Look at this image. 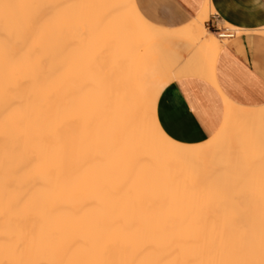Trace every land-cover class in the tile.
Listing matches in <instances>:
<instances>
[{
	"label": "bare ground",
	"instance_id": "1",
	"mask_svg": "<svg viewBox=\"0 0 264 264\" xmlns=\"http://www.w3.org/2000/svg\"><path fill=\"white\" fill-rule=\"evenodd\" d=\"M212 12L171 30L134 0H0V264H264V105L221 93L196 145L155 117L181 76L217 88Z\"/></svg>",
	"mask_w": 264,
	"mask_h": 264
},
{
	"label": "crops",
	"instance_id": "2",
	"mask_svg": "<svg viewBox=\"0 0 264 264\" xmlns=\"http://www.w3.org/2000/svg\"><path fill=\"white\" fill-rule=\"evenodd\" d=\"M206 3L213 10L206 30L220 35L226 24L235 33L220 39L214 62L217 88L204 77L181 76L162 90L155 109L165 135L185 145L203 143L217 132L224 116L222 95L242 107L264 105V0H134L146 21L171 30L195 20ZM179 48L187 50L183 55L189 66L200 64L196 48Z\"/></svg>",
	"mask_w": 264,
	"mask_h": 264
},
{
	"label": "rangeland",
	"instance_id": "3",
	"mask_svg": "<svg viewBox=\"0 0 264 264\" xmlns=\"http://www.w3.org/2000/svg\"><path fill=\"white\" fill-rule=\"evenodd\" d=\"M223 28L224 29H226V27L225 26H223L222 27V31L220 32V33H222L224 30H223ZM227 31V30H226ZM240 33H236V35H239ZM220 40V39H219ZM223 42V41H222ZM225 43V42H224ZM182 47L184 48V49H187V48H189V47H195V44L194 43H192V41H187L186 43H184V45H182ZM185 51H187V50H185ZM162 58H163V64H162V66H163V68L162 69H160L161 70V72H164L165 73V75L169 72V70H170V62H169V60H168V55H166V53H162ZM170 73V72H169Z\"/></svg>",
	"mask_w": 264,
	"mask_h": 264
},
{
	"label": "built area",
	"instance_id": "4",
	"mask_svg": "<svg viewBox=\"0 0 264 264\" xmlns=\"http://www.w3.org/2000/svg\"><path fill=\"white\" fill-rule=\"evenodd\" d=\"M225 32L226 33L224 35H220L219 36V38L221 40H229V39H232L235 36V33L233 31H225Z\"/></svg>",
	"mask_w": 264,
	"mask_h": 264
}]
</instances>
